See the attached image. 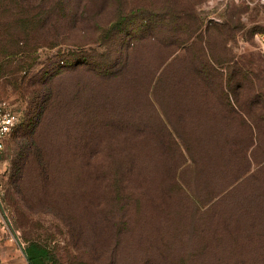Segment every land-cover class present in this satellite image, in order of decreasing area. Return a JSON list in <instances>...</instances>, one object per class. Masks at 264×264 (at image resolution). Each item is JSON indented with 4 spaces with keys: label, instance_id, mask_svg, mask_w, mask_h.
Here are the masks:
<instances>
[{
    "label": "rangeland",
    "instance_id": "obj_1",
    "mask_svg": "<svg viewBox=\"0 0 264 264\" xmlns=\"http://www.w3.org/2000/svg\"><path fill=\"white\" fill-rule=\"evenodd\" d=\"M263 35L264 0H0V101L19 124L54 100L38 134L49 171L13 170L17 124L5 141V255L242 264L231 220L264 236Z\"/></svg>",
    "mask_w": 264,
    "mask_h": 264
},
{
    "label": "trees",
    "instance_id": "obj_2",
    "mask_svg": "<svg viewBox=\"0 0 264 264\" xmlns=\"http://www.w3.org/2000/svg\"><path fill=\"white\" fill-rule=\"evenodd\" d=\"M65 3L67 4V2ZM54 7H57L58 9L60 8L64 9L63 6H59L58 4H55ZM104 59L105 61H107L105 57ZM105 61H103L100 64L101 70L103 68H107L109 69V71H111L110 70L111 68L107 67ZM107 69L102 70L103 73L109 72L106 71ZM34 92H35V97H38L39 93H41L39 90H35ZM38 100L41 103H38ZM53 102L54 100L50 101L49 98L48 99L33 98L30 102V106H29L30 109L28 110L25 118L19 124H17V126L13 130L15 132V136L23 138V146L19 156V161H17V163L13 165V170L15 172L23 171L24 169L27 170L30 168V166H32L33 163H36L41 168L42 171L44 172L49 171V167H50L49 160L45 159L41 154L42 146L40 140L38 139V134L42 127L43 115L44 113L47 112V109L51 107V104ZM131 164L132 161L129 159V165ZM112 172L116 173L117 171L112 170ZM121 176L123 177V174H121ZM120 181L121 178L117 177V178H113L112 183L113 185L119 183L120 187L122 186L121 189H124L126 191V194H124L123 197L125 196V198L127 199L131 198L130 191L126 190L124 188V185H122ZM124 207L125 206H123V208ZM244 214L246 215L248 214V207L245 208ZM242 218L243 220H239L240 217L237 216L234 220H231L230 228L233 230L229 231V235L230 238L232 239V242L236 245V247L240 251V262L242 264H264V236L257 234L255 228H252L250 223L248 222V219L245 218V215H243ZM241 221H243L242 227L241 229L237 230V226L241 223ZM120 225H121L120 228L122 229V231H125V233L130 229V225L126 220L121 221ZM24 250L27 255V260L29 264H45L46 253L43 249H39L34 245H30ZM166 250L167 253L171 255L170 249H166ZM246 250H252V256L255 257L246 255L245 254ZM194 258L195 255L191 253L188 256L182 258V260L186 263L188 262L187 264H193V262L196 261V259ZM155 259L156 257L153 255L150 262L156 264ZM196 264H198V262H196Z\"/></svg>",
    "mask_w": 264,
    "mask_h": 264
},
{
    "label": "built area",
    "instance_id": "obj_3",
    "mask_svg": "<svg viewBox=\"0 0 264 264\" xmlns=\"http://www.w3.org/2000/svg\"><path fill=\"white\" fill-rule=\"evenodd\" d=\"M261 46L264 51V37L260 39ZM19 120L17 112L6 101H0V178L6 176L8 172L7 163L3 161V153L5 149V141L12 132Z\"/></svg>",
    "mask_w": 264,
    "mask_h": 264
},
{
    "label": "crops",
    "instance_id": "obj_4",
    "mask_svg": "<svg viewBox=\"0 0 264 264\" xmlns=\"http://www.w3.org/2000/svg\"><path fill=\"white\" fill-rule=\"evenodd\" d=\"M264 37V35L262 36ZM0 264H22L16 257L8 258L5 251L1 248V231H0Z\"/></svg>",
    "mask_w": 264,
    "mask_h": 264
},
{
    "label": "water",
    "instance_id": "obj_5",
    "mask_svg": "<svg viewBox=\"0 0 264 264\" xmlns=\"http://www.w3.org/2000/svg\"><path fill=\"white\" fill-rule=\"evenodd\" d=\"M18 240V239H17ZM22 250H23V253H24V255H25V257L27 258V255H26V253H25V250L22 248Z\"/></svg>",
    "mask_w": 264,
    "mask_h": 264
}]
</instances>
